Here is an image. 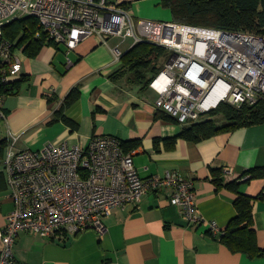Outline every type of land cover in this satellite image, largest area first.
<instances>
[{
    "label": "crops",
    "instance_id": "1",
    "mask_svg": "<svg viewBox=\"0 0 264 264\" xmlns=\"http://www.w3.org/2000/svg\"><path fill=\"white\" fill-rule=\"evenodd\" d=\"M160 1L132 0L129 7L134 15L172 18L168 9L166 14L154 8L161 6ZM121 45L117 38L103 42L90 36L70 52L51 43L32 57L25 51L28 43L21 42L23 81L3 100L0 141L14 142V150H39L47 143L85 147L94 136L116 137L133 153L134 169L141 179L167 172L189 179L201 215L222 231L235 216L236 200L235 193L224 186L237 183L239 194L254 199L251 226L257 246L264 250V200L258 198L264 194V175L249 177V171L264 169V124L198 142L177 138L195 122L183 125L156 110L157 96L146 95L150 89L142 91L125 79L112 80L121 68L112 50L121 51ZM72 90L78 91V99L63 109ZM213 171L220 173V189L214 184ZM244 177L247 180H241ZM169 191L150 192L137 207L113 211L104 222L103 237L93 230L61 241L19 233L12 247L14 260L18 264H264V256L250 260L229 251L219 239L222 233L212 236L206 225L187 224L179 209L169 205ZM12 208L8 195L0 198V226Z\"/></svg>",
    "mask_w": 264,
    "mask_h": 264
},
{
    "label": "built area",
    "instance_id": "2",
    "mask_svg": "<svg viewBox=\"0 0 264 264\" xmlns=\"http://www.w3.org/2000/svg\"><path fill=\"white\" fill-rule=\"evenodd\" d=\"M127 0H0V120L3 100L22 79L19 45L28 26L12 39L4 27L31 18L30 36L74 50L84 39L117 38L132 45L146 43L165 51V63L149 87L157 96L153 107L181 124L197 122L221 103L233 107L264 102V36L176 22L137 19ZM114 60L123 53L112 50ZM170 118V119H171ZM113 136H94L85 147L47 143L39 150H14L0 155L7 174L13 208L0 226V264H18L13 245L17 234L61 241L93 230L106 233L105 220L116 209L137 207L150 192L170 189L169 205L187 224L206 225L222 233L198 208L193 184L175 172L141 179L133 153ZM241 180H247L244 177Z\"/></svg>",
    "mask_w": 264,
    "mask_h": 264
},
{
    "label": "trees",
    "instance_id": "3",
    "mask_svg": "<svg viewBox=\"0 0 264 264\" xmlns=\"http://www.w3.org/2000/svg\"><path fill=\"white\" fill-rule=\"evenodd\" d=\"M130 1L132 0L127 1L124 5H130ZM160 5L170 11L171 20L176 23L264 36V0H161ZM24 25L30 27V33L29 35L25 34L21 41L28 43L25 51L29 56L34 57L44 45L51 44L43 38L35 40L30 36L37 29L34 20L25 18L14 21L4 27V35L12 39L24 28ZM163 55H165V51L162 48L146 43L133 45L122 55L120 58L121 68L111 78L113 81H118L127 77L128 84L140 86L141 90L145 91L149 87V81L159 72L156 67H152V62ZM148 74H150V78L152 77L151 79L147 77ZM78 94L77 90H72L65 97L63 109L72 105L78 99ZM203 117H205L204 120L192 123L182 129L177 138L188 142H198L239 127L264 124V102H258L253 106L242 105L238 108L221 103ZM217 117L224 119L222 125H217L215 122ZM0 145L3 148L6 147L4 141H0ZM121 145L126 153L131 151L125 143ZM213 174L214 184L217 189H220L222 187L219 179L220 173L213 171ZM249 174L251 179L262 177L264 169H253L249 171ZM224 188L234 192L236 200L233 201L235 216L223 229L219 238L221 243L229 251L244 254L250 260L263 257L264 250H260L257 246L256 238H254L255 232L251 226L253 223L250 212L254 199L239 194L236 189L238 188L237 183H230ZM258 198L264 200V194Z\"/></svg>",
    "mask_w": 264,
    "mask_h": 264
},
{
    "label": "rangeland",
    "instance_id": "4",
    "mask_svg": "<svg viewBox=\"0 0 264 264\" xmlns=\"http://www.w3.org/2000/svg\"><path fill=\"white\" fill-rule=\"evenodd\" d=\"M135 3V2H134ZM137 3V2H136ZM132 4V3H131ZM158 8V9H160V11H162L163 13H166V14H168V11H166L167 9H164V8H162L161 6L159 7V6H154V8ZM137 19H140V20H145V21H154V22H171L172 20V18H170V17H168V16H166V17H164L165 19H162V20H154V19H150V18H146V17H144L143 16V14H140V13H138V14H136V15H134ZM198 27H201V26H198ZM206 28V27H205ZM130 43H132L131 42V40H127V41H122V45L120 46V49H121V51L122 52H126L127 51V49L129 48L128 46H130ZM165 55H163V56H159V57H157L153 62H152V67H156V69H161L162 68V66L164 65V63L166 62L165 61ZM148 78H150V74H148V76H147ZM152 78V77H151ZM150 78V79H151ZM121 79H125V81H127L128 82V80H127V77H123V78H121ZM146 95L150 98V99H153L154 98V93L151 91V90H148L147 92H146ZM223 118H221V117H217L216 119H215V122L217 123V125H221L222 124V122H223ZM3 158H4V154L3 155H0V198H3V196H7L8 195V187H7V174H5L6 172H5V170H4V167H3V162H2V160H3Z\"/></svg>",
    "mask_w": 264,
    "mask_h": 264
}]
</instances>
